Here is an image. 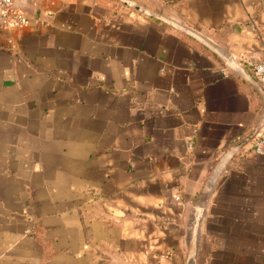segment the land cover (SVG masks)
Returning a JSON list of instances; mask_svg holds the SVG:
<instances>
[{
  "label": "crops",
  "instance_id": "0c3cea01",
  "mask_svg": "<svg viewBox=\"0 0 264 264\" xmlns=\"http://www.w3.org/2000/svg\"><path fill=\"white\" fill-rule=\"evenodd\" d=\"M127 1L0 25V264H264V0Z\"/></svg>",
  "mask_w": 264,
  "mask_h": 264
},
{
  "label": "built area",
  "instance_id": "2783aa9c",
  "mask_svg": "<svg viewBox=\"0 0 264 264\" xmlns=\"http://www.w3.org/2000/svg\"><path fill=\"white\" fill-rule=\"evenodd\" d=\"M18 0H0V25L8 28H18L25 25L26 14L15 3ZM36 2L37 0H28ZM127 4V3H126ZM178 30L195 40L205 37L196 29L189 26H180ZM255 79V88L260 97L258 117L250 133L233 145V150H240L244 142H249L251 150L257 155H264V51L257 57L246 61Z\"/></svg>",
  "mask_w": 264,
  "mask_h": 264
},
{
  "label": "water",
  "instance_id": "95a60500",
  "mask_svg": "<svg viewBox=\"0 0 264 264\" xmlns=\"http://www.w3.org/2000/svg\"><path fill=\"white\" fill-rule=\"evenodd\" d=\"M124 3H127L128 5H130V6H133L131 3H129L127 0H122ZM180 26H177V29L179 28ZM197 41H199V42H201V43H204V44H206L207 42H206V40H204V39H201V40H197ZM207 45V44H206ZM232 150H233V148H232Z\"/></svg>",
  "mask_w": 264,
  "mask_h": 264
}]
</instances>
